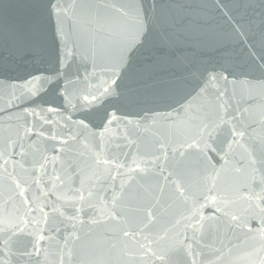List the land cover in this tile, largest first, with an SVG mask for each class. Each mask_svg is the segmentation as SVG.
<instances>
[{"label": "water", "instance_id": "1", "mask_svg": "<svg viewBox=\"0 0 264 264\" xmlns=\"http://www.w3.org/2000/svg\"><path fill=\"white\" fill-rule=\"evenodd\" d=\"M262 197L264 0H0L3 264H264Z\"/></svg>", "mask_w": 264, "mask_h": 264}, {"label": "snow or ice", "instance_id": "2", "mask_svg": "<svg viewBox=\"0 0 264 264\" xmlns=\"http://www.w3.org/2000/svg\"><path fill=\"white\" fill-rule=\"evenodd\" d=\"M106 91H107V90H106ZM95 99H96V97H93V101H95ZM50 111H52V109H50ZM109 123H111V121H109ZM232 135H233V137H235V136L237 135V133H236L235 131H233ZM240 135H243V133H240ZM17 187H19V185H17ZM20 195H24L23 191L20 193ZM81 198H83V197H81ZM261 200L264 201V197H262ZM29 209L32 210V209H31L30 202H29ZM233 219H235V217H233ZM135 235H136V234H135L134 232H129V231H124V232H123V236H124L125 238H135ZM140 247H141V248H144L145 245L141 244ZM0 264H3V262L0 261Z\"/></svg>", "mask_w": 264, "mask_h": 264}]
</instances>
